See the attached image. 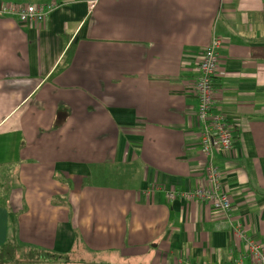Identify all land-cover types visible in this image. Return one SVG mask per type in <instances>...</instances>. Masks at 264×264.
I'll return each instance as SVG.
<instances>
[{
  "label": "crops",
  "instance_id": "0c3cea01",
  "mask_svg": "<svg viewBox=\"0 0 264 264\" xmlns=\"http://www.w3.org/2000/svg\"><path fill=\"white\" fill-rule=\"evenodd\" d=\"M3 1L57 8L0 17V246L228 264L244 252L229 219L264 246V0ZM214 36V111L236 138L214 158L230 217L167 197L206 186L195 83Z\"/></svg>",
  "mask_w": 264,
  "mask_h": 264
},
{
  "label": "built area",
  "instance_id": "2783aa9c",
  "mask_svg": "<svg viewBox=\"0 0 264 264\" xmlns=\"http://www.w3.org/2000/svg\"><path fill=\"white\" fill-rule=\"evenodd\" d=\"M97 0L89 3L90 9ZM57 6L18 5L0 0V17H13L21 24L30 22L42 23ZM223 41L214 36L205 48L198 66V76L195 83L196 93V126L199 131V149L206 160L204 170L205 187L188 189L180 193L171 191L167 197L184 201H194L209 205L214 211L229 216L232 204L229 195L223 188V177L214 158L217 153H228L235 145L233 129L226 118L214 111V77L217 71L219 50ZM227 230L244 246V252L239 254L228 264H264V246L247 234L246 228L239 222L228 220Z\"/></svg>",
  "mask_w": 264,
  "mask_h": 264
},
{
  "label": "trees",
  "instance_id": "16d2710c",
  "mask_svg": "<svg viewBox=\"0 0 264 264\" xmlns=\"http://www.w3.org/2000/svg\"><path fill=\"white\" fill-rule=\"evenodd\" d=\"M78 249L80 248L74 247L68 254H59L51 250H43L9 240L0 246V264H73L72 258L75 257V251ZM67 256L71 257L69 261Z\"/></svg>",
  "mask_w": 264,
  "mask_h": 264
},
{
  "label": "rangeland",
  "instance_id": "374dc122",
  "mask_svg": "<svg viewBox=\"0 0 264 264\" xmlns=\"http://www.w3.org/2000/svg\"><path fill=\"white\" fill-rule=\"evenodd\" d=\"M4 177H6L5 175H3V177L1 176V183H0V203H7V200H6V195H7V193H8V186H7V181H5V178ZM89 182H91V181H86L85 183H89ZM109 186H111V187H114L113 185V181H110L109 183H107ZM9 198V197H8ZM8 203H9V205H10V201H9V199H8ZM12 225H13V223H12ZM17 242V241H16ZM17 243H22V242H17ZM24 244V243H23ZM79 252H81V249H78V250H76L75 251V255H76V253H78V255H79ZM63 256V255H62ZM111 257V256H110ZM109 258V256H107L106 257V259H108ZM67 259H68V261L71 259V257L69 256H67ZM109 261L111 262V263H113V264H119L118 263V261H117V258H114V257H111V258H109ZM24 264H30V263H24ZM106 264V263H105ZM120 264H143V263H140V262H128V263H120Z\"/></svg>",
  "mask_w": 264,
  "mask_h": 264
}]
</instances>
